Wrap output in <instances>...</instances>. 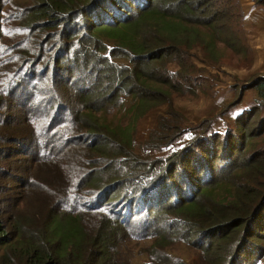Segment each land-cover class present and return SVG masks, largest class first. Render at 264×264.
Here are the masks:
<instances>
[{
	"label": "trees",
	"instance_id": "1",
	"mask_svg": "<svg viewBox=\"0 0 264 264\" xmlns=\"http://www.w3.org/2000/svg\"><path fill=\"white\" fill-rule=\"evenodd\" d=\"M29 13L25 27L48 31L44 43L31 40V53L54 55L45 74L59 103L55 116L66 114L72 149L83 146L74 154L87 150L74 173L87 172L74 177L73 196L60 194L57 210L7 222L0 215V264H256L264 256V148L247 149L254 132L245 131V118L264 108V75L246 87L258 103L237 116L243 133L229 131L221 148L210 119L167 158L144 153L133 136L159 100L172 106L156 86L202 90L221 49L252 64L240 0H38ZM31 53L8 59L21 58L14 62L21 68ZM126 105V121L107 119ZM176 243L193 251L190 263L172 250Z\"/></svg>",
	"mask_w": 264,
	"mask_h": 264
},
{
	"label": "rangeland",
	"instance_id": "2",
	"mask_svg": "<svg viewBox=\"0 0 264 264\" xmlns=\"http://www.w3.org/2000/svg\"><path fill=\"white\" fill-rule=\"evenodd\" d=\"M37 1L0 0V215L5 222L22 216L38 219L49 210L61 208L63 196L60 194L64 192L66 197L73 196L74 187L70 191L69 186L87 172L83 170L80 176L74 173L75 165H85L87 150L78 156L74 154L83 146L72 149L74 131L70 125L61 123L66 114L55 116L59 103L52 96L50 71L45 74L48 69L45 62L53 54L39 60L31 53V40L39 38L44 43L48 35L47 30L36 29L34 32L23 25L29 17V9ZM16 42H25L24 49L12 51ZM26 49L28 55L31 53L29 62L17 68L19 65L14 62L21 58H8ZM218 56L220 63L206 66L208 74L205 76L212 75L210 84L204 83V88L195 90L193 95L156 86L163 92H169L172 106L159 100L138 119L133 132L136 147L153 155L152 158H167L187 148L197 136L202 135L200 123L205 119L211 120L212 130L221 136L218 138L219 148L222 137L229 131L236 133V136L243 133L237 126V116L258 103L255 89L245 87L264 73L252 72L249 58L245 59L242 55L221 49ZM50 62L55 65L54 61ZM22 68L24 71L20 70ZM58 74L62 78L67 72ZM8 85L10 88L7 89ZM55 88L53 85L54 91ZM239 90L243 91L242 95ZM261 110L255 112L252 118H245L248 123L245 131L254 132L248 140L247 149L250 151L264 148V136L257 135V130L264 127V123H259L261 115L264 116V108ZM113 111L116 112L114 115L107 114L110 122L115 123L116 116L119 121H126L127 105ZM140 149L139 152H142ZM96 159L97 156H93L87 160V165H92L90 162ZM214 165H217V161ZM86 181L81 180L80 185ZM172 250L188 263L194 257L193 251L182 243H176ZM256 264H264V256Z\"/></svg>",
	"mask_w": 264,
	"mask_h": 264
},
{
	"label": "crops",
	"instance_id": "3",
	"mask_svg": "<svg viewBox=\"0 0 264 264\" xmlns=\"http://www.w3.org/2000/svg\"><path fill=\"white\" fill-rule=\"evenodd\" d=\"M245 16L254 60L249 67L252 72L264 73V4L254 0H240Z\"/></svg>",
	"mask_w": 264,
	"mask_h": 264
},
{
	"label": "water",
	"instance_id": "4",
	"mask_svg": "<svg viewBox=\"0 0 264 264\" xmlns=\"http://www.w3.org/2000/svg\"><path fill=\"white\" fill-rule=\"evenodd\" d=\"M249 84H250V83H249ZM249 84H247V86H246V87H248V86H249ZM246 87H245V88H246Z\"/></svg>",
	"mask_w": 264,
	"mask_h": 264
}]
</instances>
